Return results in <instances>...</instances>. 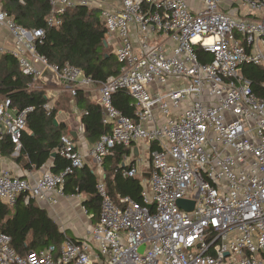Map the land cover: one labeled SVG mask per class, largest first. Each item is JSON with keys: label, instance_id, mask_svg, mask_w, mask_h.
I'll return each mask as SVG.
<instances>
[{"label": "built area", "instance_id": "obj_1", "mask_svg": "<svg viewBox=\"0 0 264 264\" xmlns=\"http://www.w3.org/2000/svg\"><path fill=\"white\" fill-rule=\"evenodd\" d=\"M118 1L48 0V26L60 25L69 9H97L106 36L117 40L119 73L95 84L68 63L49 65L35 49L43 31L17 25L0 0V27L12 40L0 55L15 59L32 81L50 67L72 96L97 86L102 124L110 128L85 153L61 137L57 153L68 166L59 173L47 170L30 182L0 170V201L55 205L69 175L87 158L101 165L115 147L146 143L150 159L139 202H114L104 183L96 184L99 218L87 239L20 256L0 234V264H264V98L242 72L264 69V0H229L253 20L222 11L224 0ZM119 91L133 101V118L113 106ZM32 110L0 102V139L8 136L14 151ZM137 163L139 157L122 177L135 178Z\"/></svg>", "mask_w": 264, "mask_h": 264}, {"label": "trees", "instance_id": "obj_2", "mask_svg": "<svg viewBox=\"0 0 264 264\" xmlns=\"http://www.w3.org/2000/svg\"><path fill=\"white\" fill-rule=\"evenodd\" d=\"M2 8L11 16L15 23L26 30H42L43 37L36 44L35 49L52 66H62L68 63L80 69L84 75L90 76L95 84L105 82L109 77L117 76L120 65L110 48H104L106 32L100 21L99 10L84 7H75L67 10L61 17V24L48 26L46 18L50 15L51 8L48 0H2ZM243 75L250 79L251 88L260 98H264L261 83L264 82V69L246 66ZM30 77L20 73L17 61L8 55L0 57V97L8 99L11 107L21 110L32 107L33 110L26 118V126L21 137V149L18 156L26 155L30 165L40 168L48 159L51 151L58 147L60 138L63 137L60 128L54 127L52 122L57 113L53 107L47 113L43 105L47 100L43 94L29 92L28 84L32 83ZM72 100L79 106L84 100L83 89L76 90ZM131 102V108L129 104ZM113 106L123 115L133 118L134 105L129 95L119 91L113 95ZM100 112L95 104L86 102L81 114V123L85 138L90 144H95L110 128L102 124ZM156 146L151 145V150ZM130 148L115 147L111 154L104 160H109L112 166L106 182L120 196H130L135 201H140L139 181L134 178H124L120 166L121 159L130 155ZM0 153L10 155L14 147L8 136L0 139ZM68 166V161L56 155L51 167L52 173H59ZM96 177L83 166L76 169L66 178L64 193L67 196L84 194L89 196L85 203L86 211L91 214L94 224L99 218V198L95 186ZM106 191L110 198L114 200ZM0 234L10 237L11 247L20 256L30 251H41L53 247L58 251L65 240L74 243L79 241L70 238L59 230L58 226L50 219L47 213L39 209L33 200L27 203L19 198L13 206H7L0 201Z\"/></svg>", "mask_w": 264, "mask_h": 264}, {"label": "crops", "instance_id": "obj_3", "mask_svg": "<svg viewBox=\"0 0 264 264\" xmlns=\"http://www.w3.org/2000/svg\"><path fill=\"white\" fill-rule=\"evenodd\" d=\"M100 1H102L106 6L119 5L118 0ZM222 6V11L229 13L234 17L244 20H253L256 18L254 14L238 7L229 0H224ZM105 41L107 43V48H110L112 53L115 55L117 40L114 37L108 38L106 36ZM10 44H12L10 36L4 28L0 27V45L9 46ZM1 56L3 55H0V57ZM27 88L29 92H37L38 94L42 93L51 108L54 107L57 110L53 120L56 124L52 122V125L60 128L62 136H67L73 140L77 151L85 153L93 145L85 138L84 129L81 123V114L83 113V108L85 107L86 102L95 104L100 112L97 86H91L83 89L84 100L79 106H77L76 102L72 100V95L68 92L65 83H61L58 87H51L43 85L39 82V80H37L33 81L31 84L29 83ZM3 99L4 98L0 97V102H2ZM129 107L131 108V102ZM99 116L101 117V112ZM25 131L28 133L26 129ZM21 147L22 145L20 144V148L10 155H2L0 153V170H7L11 176L25 179L30 182L35 181L44 171H51L53 160L56 155L59 156L57 153V149L59 147L58 145V147L51 151L46 162L37 169L34 165L27 166L29 164V160L26 155L18 156ZM145 153L147 154V160L144 158ZM52 154H55L54 158L51 157ZM137 157L140 158V163H137L136 165L137 173L134 179L139 181L141 193L143 188L147 185L148 174L150 172L149 146L146 143L134 146L130 151V155L121 159L120 166H129L131 163L135 162ZM84 166L96 177V184L99 182L104 183L114 200H118L120 197H125L120 196L118 192L114 194V190L110 186L108 187L106 175L109 176L108 171L112 166V163L109 160L105 161V163H102L101 165H98L93 160L87 158ZM78 196L79 197L77 198L66 195L55 205H50L46 201L42 200L33 201L39 209H42L47 213L48 217L53 220L61 232L66 233L68 237L73 238L80 243L82 240L89 237V234L95 224L91 220V214H89L85 208V203L89 200V196L84 194H79ZM69 233L72 235L70 236Z\"/></svg>", "mask_w": 264, "mask_h": 264}, {"label": "water", "instance_id": "obj_4", "mask_svg": "<svg viewBox=\"0 0 264 264\" xmlns=\"http://www.w3.org/2000/svg\"><path fill=\"white\" fill-rule=\"evenodd\" d=\"M104 48H107V43L104 40L103 42ZM39 82L42 83L43 85L51 86V87H58L61 85V83H64L61 79L58 78L57 74L50 68L46 67L41 76L39 77ZM54 124H56L55 121H53ZM52 158L55 157V154L51 155ZM179 207L181 208H186V203L184 201H179L178 202ZM191 209V207H190ZM139 251H142V248L139 249Z\"/></svg>", "mask_w": 264, "mask_h": 264}, {"label": "rangeland", "instance_id": "obj_5", "mask_svg": "<svg viewBox=\"0 0 264 264\" xmlns=\"http://www.w3.org/2000/svg\"><path fill=\"white\" fill-rule=\"evenodd\" d=\"M144 158H145V160H147V154L146 153L144 154ZM69 235L71 236L72 234L69 233Z\"/></svg>", "mask_w": 264, "mask_h": 264}]
</instances>
